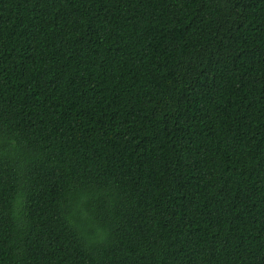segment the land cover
<instances>
[{"label":"trees","instance_id":"trees-1","mask_svg":"<svg viewBox=\"0 0 264 264\" xmlns=\"http://www.w3.org/2000/svg\"><path fill=\"white\" fill-rule=\"evenodd\" d=\"M0 264H264V0H0Z\"/></svg>","mask_w":264,"mask_h":264}]
</instances>
